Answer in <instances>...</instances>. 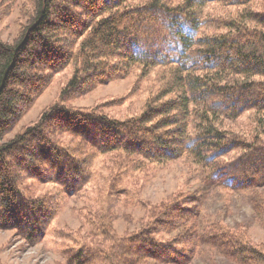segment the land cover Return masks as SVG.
<instances>
[{
	"label": "trees",
	"instance_id": "1",
	"mask_svg": "<svg viewBox=\"0 0 264 264\" xmlns=\"http://www.w3.org/2000/svg\"><path fill=\"white\" fill-rule=\"evenodd\" d=\"M2 1L0 20L15 5ZM27 1L15 38L0 36V231L39 244L63 200L97 178L96 164L110 172L108 193L132 205L140 174L179 161L208 178L222 172L264 187L263 128L243 134L230 126L248 113L264 124V0ZM68 67L56 102L6 138ZM133 68L164 73L138 115L118 120L69 105ZM27 181L55 188L35 196ZM144 205L138 227L124 235L104 211L87 217L84 234L61 249L66 264L140 262L123 248L141 262L177 264L206 240L234 264H264V243H253L244 225L198 232L191 220L199 204L188 194Z\"/></svg>",
	"mask_w": 264,
	"mask_h": 264
},
{
	"label": "rangeland",
	"instance_id": "2",
	"mask_svg": "<svg viewBox=\"0 0 264 264\" xmlns=\"http://www.w3.org/2000/svg\"><path fill=\"white\" fill-rule=\"evenodd\" d=\"M14 4L9 14L0 20V36L5 41L14 39L23 23L19 8L23 5L29 8L30 5L27 0H15ZM5 5L0 0V9ZM141 72L140 68H133L124 79L98 86L72 99L69 105L75 109L98 107L118 120L138 115L146 99L162 86L161 78L164 76L163 70L159 68H154L142 76ZM71 74L72 69L68 67L55 75L6 138L36 123L41 113L56 102ZM258 121L254 114L248 113L230 123L231 130L248 134L251 130L256 133L263 128L261 135L264 136V124H257ZM99 162L101 161H96ZM96 167L99 171L97 178L80 193L63 200L58 214L39 244L28 247L12 231H0V264H66L60 255L61 249L72 246L71 239L77 240L73 235L84 234L88 227L87 217L98 216L104 211L107 218L111 217L109 220L112 221L115 232L124 235L138 227L140 218L145 215L144 204H157L179 192L198 201L199 212L191 220L195 221L198 232L214 230L219 223L231 228L244 225L249 228L253 243H264V187L259 184L240 183L239 179L222 172L208 178L198 172L192 163L179 161L156 168L150 167L140 174L137 179L139 201L132 205L125 202L124 198L117 199L108 193L110 172L102 164H96ZM105 167L108 168L106 165ZM26 185L31 190L30 194L35 196L55 188L52 184H39L34 181H27ZM173 235L174 232L170 234ZM186 253L187 257L179 258L177 264H234L214 240H206L193 252ZM121 254L130 263L140 261L138 264H165L153 259L141 262V257L128 248H123Z\"/></svg>",
	"mask_w": 264,
	"mask_h": 264
}]
</instances>
